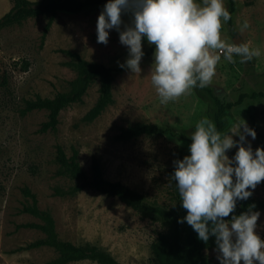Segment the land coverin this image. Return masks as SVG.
Returning <instances> with one entry per match:
<instances>
[{
  "label": "rangeland",
  "instance_id": "rangeland-1",
  "mask_svg": "<svg viewBox=\"0 0 264 264\" xmlns=\"http://www.w3.org/2000/svg\"><path fill=\"white\" fill-rule=\"evenodd\" d=\"M197 3L202 4V0ZM224 4L229 10L227 0ZM11 5L10 0H0V17ZM104 5L77 14L58 13L43 41L40 36L47 21L44 16L0 28V264H41L56 255L49 246L24 247L44 234L23 225L40 222L21 211L22 205L30 201L23 188L35 194L40 209L51 213L60 239L74 244L89 242L124 264L154 263L151 244L164 231L159 222L92 189L75 195L53 193L55 187L66 188L73 182L57 173V144L67 155L76 149L86 172L95 157L105 178L121 181L142 193L148 202L162 205L172 204L167 171L178 148L190 146L191 133L201 119L214 122L216 106L212 95L222 103L241 98L238 105L222 115L224 125L220 132L231 133L244 120L256 131L254 140L247 136L245 146L250 142L253 152L257 147L264 148V0H234L231 19L222 23L221 29V39L227 44L244 43L259 49L260 55L241 63L240 57L233 54L235 63H229L222 51L211 50L221 55L212 83L203 89L193 87L167 104L160 103L151 81L155 45H149L146 37L142 38V71L136 74L127 67L118 69L128 58V48L120 43L116 29L109 30L106 45L97 43V19ZM131 19L130 13L123 14L121 30ZM245 21L249 27L240 32ZM60 49L114 69L113 102L92 121L82 119L98 96L95 80L80 101L59 111L55 130L39 132L47 111H24L26 101L36 95L52 97L67 90L68 82L75 76L68 64L70 56ZM252 92L263 95L252 99ZM134 122L155 123L168 128L169 133L115 139L120 128ZM233 139L239 141V136L234 135ZM237 150L238 145L226 155L231 159ZM249 200L264 202V181ZM253 211L260 212L256 232L264 239V208ZM204 252L220 264L216 249L206 248ZM68 264L97 263L84 259Z\"/></svg>",
  "mask_w": 264,
  "mask_h": 264
},
{
  "label": "clouds",
  "instance_id": "clouds-1",
  "mask_svg": "<svg viewBox=\"0 0 264 264\" xmlns=\"http://www.w3.org/2000/svg\"><path fill=\"white\" fill-rule=\"evenodd\" d=\"M125 13L132 19L121 30ZM230 19L224 0H108L97 19V43L106 45L109 30L116 29L128 48V58L119 66L136 74L142 71L146 37L155 45L151 81L160 103L167 104L193 87L212 83L221 55L211 50L222 51L229 63H235L233 54L241 63L260 55L247 44L230 45L221 39L222 23ZM248 27L245 21L240 32ZM247 136L254 140L256 131L244 120L235 131L222 134L213 121L201 119L191 133L190 155L174 161L173 179L187 212L178 222L186 221L205 243L214 236L220 264H264V239L256 232L260 212L253 211L252 204L233 214L237 201L249 199L264 181V148L253 152L250 142L245 146ZM237 145L230 159L226 152ZM230 214L231 219H225Z\"/></svg>",
  "mask_w": 264,
  "mask_h": 264
},
{
  "label": "trees",
  "instance_id": "trees-1",
  "mask_svg": "<svg viewBox=\"0 0 264 264\" xmlns=\"http://www.w3.org/2000/svg\"><path fill=\"white\" fill-rule=\"evenodd\" d=\"M12 5L9 10L0 17V28L12 24H20L27 18L44 16L47 18L41 32L40 39L45 38L52 20L60 13H81L85 10L104 5L108 0H10ZM229 12L234 10V0H227ZM59 51L70 56L68 64L74 69L75 76L68 82V89L58 91L52 97H41L36 95L33 99L27 100L24 111L33 109H44L47 111V118L44 120L38 131L55 130L58 123L59 111L75 102L81 100L87 88L95 80L98 81V96L94 104L85 112L82 119L92 121L113 102L112 84L114 80V69L96 61H89L78 53L67 49ZM118 69H121L119 67ZM199 88V87H198ZM201 89V88H199ZM211 93L210 90H207ZM263 94L252 92L250 98L256 99ZM216 111L213 119L218 131L223 128L224 122L221 119L226 110L231 109L241 102L238 98L233 102L222 103L212 95ZM169 133L168 128L161 127L151 122H134L120 128L115 135L117 140H130L141 135L163 136ZM55 162L58 164L57 173L67 176L73 182L66 188L55 187L53 193L60 196L75 195L84 189H92L107 196L118 199L127 207L138 212L140 216L159 222L164 231L160 232L151 244V252L154 263L152 264H218L210 259L204 252L206 248L216 249L215 237L210 236L207 243L198 239L197 233L185 221H178L187 215L181 206L180 196L175 180L173 179L175 165L174 161L182 160L185 155H190L189 147H179L176 156L168 168L167 176L171 186L172 204L162 205L148 202L144 195L121 181H112L103 176L100 163L97 158L92 157L89 172H86L78 159V152L72 149L67 155L61 145L57 144L55 149ZM23 194L29 198V203L22 205L21 211L37 217L40 222H28L23 224L27 227L39 229L44 236L29 244L25 248L49 246L54 249L56 255L50 260L41 264H68L69 262L89 259L97 264H124L116 260L109 252L89 242L74 244L58 237L54 219L48 210L40 209L37 206V199L34 193L28 188H23ZM255 204V208H264V202L254 200H238L237 207L233 214L239 215L247 211L249 205ZM231 215L227 218H231Z\"/></svg>",
  "mask_w": 264,
  "mask_h": 264
}]
</instances>
